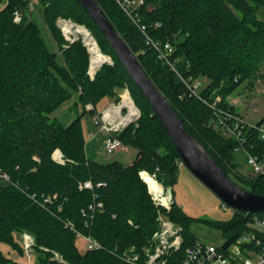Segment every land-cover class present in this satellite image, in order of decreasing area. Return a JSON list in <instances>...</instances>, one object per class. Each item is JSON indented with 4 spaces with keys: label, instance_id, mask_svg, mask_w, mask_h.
Segmentation results:
<instances>
[{
    "label": "trees",
    "instance_id": "1",
    "mask_svg": "<svg viewBox=\"0 0 264 264\" xmlns=\"http://www.w3.org/2000/svg\"><path fill=\"white\" fill-rule=\"evenodd\" d=\"M95 1L186 131L237 185L264 195V175H244L237 164L242 144L251 154L264 155L259 133L248 126L239 141L218 124L221 109L237 113L228 98L243 82L251 80L252 88L253 78L262 76L264 0H144L133 12H126L117 0ZM30 7V0H0V245L25 256L17 236L29 234L33 261L20 262L0 250V264H146L160 211L182 228V247L167 263L181 264L187 248L200 242L192 231L198 220L175 202L170 211L157 207L140 175H155L165 188L178 180L182 159L161 120L77 0H33V16ZM16 11L23 14L21 23L14 20ZM36 11L56 51L35 22ZM60 17L89 28L112 58L94 79L88 75L87 49L81 41L65 39L57 25ZM151 40L174 45L172 66L159 60ZM202 79L207 84L196 96L188 82ZM123 89L141 115L119 138L137 150V159L132 165L93 161L87 157L82 119L87 114L94 117L87 107L106 97H116L119 103L117 91ZM74 93L83 113L69 125L52 119L51 113ZM217 97L221 102L215 108ZM262 123L264 119L257 124ZM57 150L64 163L54 160ZM85 182L92 188L80 189ZM263 216L235 211L228 221H199L220 229L227 247L251 232L249 224ZM78 232L93 236L102 247L82 253ZM259 239L264 244V237ZM256 247L255 243L249 249ZM134 255L140 257L136 262Z\"/></svg>",
    "mask_w": 264,
    "mask_h": 264
},
{
    "label": "built area",
    "instance_id": "2",
    "mask_svg": "<svg viewBox=\"0 0 264 264\" xmlns=\"http://www.w3.org/2000/svg\"><path fill=\"white\" fill-rule=\"evenodd\" d=\"M31 5H33V0ZM118 4L126 11L133 12L144 5V0H117ZM14 20L16 23H21L23 20V14L20 11H16L14 14ZM58 27L61 29L65 39L69 43L81 41L83 46L87 49L90 55V66L88 75L91 79H94L97 72L105 65L112 64V58L106 55L96 39L93 33L85 25L75 23L71 19L60 17L57 21ZM145 31L146 27H142ZM151 44L158 51L159 60L173 65L171 57L175 52L174 45L171 42H154L151 40ZM99 57L98 60L94 58ZM188 87L190 91L198 96L200 90L205 87L200 80L189 81ZM264 92V89H263ZM126 94L130 95L127 90ZM124 100V99H123ZM221 102V98L217 97L213 107L216 108ZM122 104H113L98 115L95 119L96 124L102 127V130L108 134L107 139L104 142L105 152L107 154H114L123 147V142L119 138L120 134L130 124L134 123L140 117V111L134 116L133 119L126 121L130 115L128 111L127 115L124 114ZM128 109V108H127ZM129 110V109H128ZM218 124L224 130V133L230 137H234L241 141L244 133V128L250 127L257 130L259 138L264 142V123L249 124L246 122L243 116L239 113H232L229 110L221 109L219 111ZM95 135L93 136V138ZM237 151H243L246 153L247 162L253 168L257 175H264V155L257 156L251 154L243 146L239 147ZM53 158L59 163H64L63 155L59 152L54 153ZM180 166H184L183 160L179 162ZM141 178L148 186V190L152 199L157 207L164 208L168 211L171 210L173 204V198L169 196V190L165 188L156 178L155 175H151L147 171L140 173ZM153 181V184L150 182ZM91 189L92 183L85 182L81 184L80 189ZM101 207V205H100ZM222 208L224 211H228L231 207L226 203H223ZM233 209V208H232ZM159 230L153 237V244L146 251V264H167L169 256L180 250L182 247V228L171 221L163 212L160 211L159 215ZM252 228L251 232L242 236L237 243L225 247V242L221 246L213 244H205L202 241L198 242L195 246L187 248L185 257L181 264H264V244L259 239L260 236L264 237V216L256 217L253 222L249 224ZM77 238H83L87 242V251L97 250L102 247L101 243L91 235H84L80 232L77 233ZM24 246L28 261L32 260L30 249L33 245V238L29 234L23 235ZM257 245L254 249H249V246ZM260 247V248H259ZM248 253V255L245 254ZM57 258L63 261L62 257L57 255ZM138 255H134L133 261L139 260ZM131 258H128L130 260Z\"/></svg>",
    "mask_w": 264,
    "mask_h": 264
},
{
    "label": "rangeland",
    "instance_id": "3",
    "mask_svg": "<svg viewBox=\"0 0 264 264\" xmlns=\"http://www.w3.org/2000/svg\"><path fill=\"white\" fill-rule=\"evenodd\" d=\"M34 1L38 2V0ZM34 20L41 26L43 36L50 49L56 51L51 37L42 24L38 11L35 12ZM261 74L262 76L258 77V79L253 78L254 85L252 88L249 87L251 80H247L228 98V101L233 104L237 113L243 116L246 122L251 125L259 123L264 119V65ZM200 81L203 83V86L207 84V80L205 79ZM126 92L127 90H120L121 96L118 104H122L123 101H125L126 95H129L126 94ZM112 101V98L106 97L103 102H99L97 106V109L100 110L99 112L102 113L107 109V107L110 106L109 102ZM83 111V107L79 103V95L74 93L70 100L65 102L55 112L51 113L50 116L52 119L58 118L66 124L70 119H73L72 117H75V114H77V118ZM128 111L127 108L124 109V114L127 115ZM82 125L87 140V157L89 159L106 164L119 161L125 165H129L131 161H135L136 156H134V154L137 155V150L131 146H123L122 149L126 150L124 152H120L121 149L114 154H107L105 152L104 140L108 134L106 131L102 130L101 126L96 124L92 115L87 114L82 119ZM94 135L95 137L93 138ZM237 164L239 165V171L244 175H257L248 164L245 152H237ZM183 170L184 173L181 174L180 171L178 180L172 187L174 202L181 206L189 216L198 220L192 224V231L197 235L200 241L205 244L221 246L225 242L222 231L199 220L228 221L233 218L235 210L230 208L228 211H224L222 208L224 202L200 182L186 166H184ZM17 237L24 245L22 235H18ZM77 245L82 253L87 251V242L85 239L79 238L77 240ZM0 250L3 251L5 255L17 261L28 263L27 254L21 256L5 244L0 245Z\"/></svg>",
    "mask_w": 264,
    "mask_h": 264
},
{
    "label": "water",
    "instance_id": "4",
    "mask_svg": "<svg viewBox=\"0 0 264 264\" xmlns=\"http://www.w3.org/2000/svg\"><path fill=\"white\" fill-rule=\"evenodd\" d=\"M77 1L91 15L94 22L111 44L119 60L127 69L132 80L151 103L187 169L235 211L264 213V195L254 194L237 185L228 177L204 146L186 131L182 120L170 102L146 75L125 38L112 25L96 1ZM30 9V16H33L35 9L33 6ZM59 152L61 153V151ZM169 196L173 198L172 191H170Z\"/></svg>",
    "mask_w": 264,
    "mask_h": 264
},
{
    "label": "crops",
    "instance_id": "5",
    "mask_svg": "<svg viewBox=\"0 0 264 264\" xmlns=\"http://www.w3.org/2000/svg\"><path fill=\"white\" fill-rule=\"evenodd\" d=\"M117 92H118V96L120 97V96H121L120 90H118ZM109 98H112V100H113L112 102H109V105H110V106L113 105V104H118V103L114 102V101H116V97H109ZM103 100H104V99H103ZM103 100H102V102H103ZM100 102H101V101H100ZM98 104H99V103H97L96 105H89V106L87 107V110H91V111H94V112H95L94 119H96V117H97L98 115H100V114L103 113V112L100 113V112H99L100 110L97 109V108H98V107H97ZM232 105H233V104H232ZM110 106H109V107H110ZM107 108H108V107H107ZM76 115H77V114H75V117H72L73 119H70V121H68V123H66L65 125H69V124H71V123L75 120L74 118H76ZM107 137H108V135H107ZM107 137H106V139H107ZM106 139H105V140H106ZM105 140H104V141H105ZM124 151H126V150H123V149L121 148L120 152H124ZM128 151H129V150H128ZM86 152H87V154H88V149H87V147H86ZM120 152H119V153H120ZM134 156H136V158H135V160H136V159H137V156H138V152H137V155L134 154ZM121 163H122V162H121ZM133 163H134V161H131V163H130L129 165H132ZM183 168H184V166H181V167H180L181 174L184 173V172H183V171H184ZM179 173H180V172H179ZM171 189H172V188H168L169 192L171 191ZM172 192H173V189H172ZM173 196H174V195H173Z\"/></svg>",
    "mask_w": 264,
    "mask_h": 264
},
{
    "label": "bare ground",
    "instance_id": "6",
    "mask_svg": "<svg viewBox=\"0 0 264 264\" xmlns=\"http://www.w3.org/2000/svg\"><path fill=\"white\" fill-rule=\"evenodd\" d=\"M98 59H99V57L94 58V60H98ZM123 107L128 108L129 111H130V115H129V117H128V119L126 121H129V120L133 119L134 116L136 114H138V110H137L135 104L133 103L132 98L129 95H126ZM56 152H57V154H59V150H57ZM150 182L153 184L152 180H150Z\"/></svg>",
    "mask_w": 264,
    "mask_h": 264
}]
</instances>
